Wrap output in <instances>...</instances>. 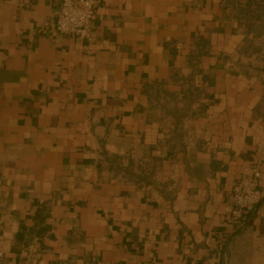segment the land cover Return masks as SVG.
Returning a JSON list of instances; mask_svg holds the SVG:
<instances>
[{
  "label": "crops",
  "instance_id": "0c3cea01",
  "mask_svg": "<svg viewBox=\"0 0 264 264\" xmlns=\"http://www.w3.org/2000/svg\"><path fill=\"white\" fill-rule=\"evenodd\" d=\"M58 4L0 0V264H264V0Z\"/></svg>",
  "mask_w": 264,
  "mask_h": 264
},
{
  "label": "built area",
  "instance_id": "2783aa9c",
  "mask_svg": "<svg viewBox=\"0 0 264 264\" xmlns=\"http://www.w3.org/2000/svg\"><path fill=\"white\" fill-rule=\"evenodd\" d=\"M58 13L54 21L44 22L42 30H54L64 36H73L79 40H91L92 22L97 0H58ZM260 179L258 169L245 170L241 177L230 185L231 206L227 211L230 221L238 222L243 214L262 199L257 187Z\"/></svg>",
  "mask_w": 264,
  "mask_h": 264
}]
</instances>
